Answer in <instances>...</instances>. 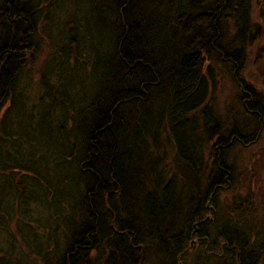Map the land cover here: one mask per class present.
Listing matches in <instances>:
<instances>
[{
  "label": "trees",
  "instance_id": "obj_1",
  "mask_svg": "<svg viewBox=\"0 0 264 264\" xmlns=\"http://www.w3.org/2000/svg\"><path fill=\"white\" fill-rule=\"evenodd\" d=\"M250 8L251 0H0V264L21 242L8 228L12 212L51 238L33 217L41 199L30 185L48 188L53 148L61 184L72 182L83 207L55 261L56 243L27 248L44 252L43 264H264V196L220 202L236 182L230 150L255 141L264 115L238 77L261 35ZM40 44L33 95L23 70ZM217 66L243 103L228 128L210 102ZM78 78L91 80L83 103L73 99ZM35 115L41 149L18 127Z\"/></svg>",
  "mask_w": 264,
  "mask_h": 264
},
{
  "label": "rangeland",
  "instance_id": "obj_2",
  "mask_svg": "<svg viewBox=\"0 0 264 264\" xmlns=\"http://www.w3.org/2000/svg\"><path fill=\"white\" fill-rule=\"evenodd\" d=\"M250 15L252 21L259 23L261 26V35L257 40L246 48V57L243 66L239 72V79H242L256 90L260 99L264 102V0H251ZM47 51V47L44 46L38 50L37 58L34 62L26 64L23 71L28 72V79L23 77V80L30 81V85L27 88V93L36 94L38 93L37 82L38 73L41 67V56ZM226 68L217 66L215 69L216 73V84L210 95V102L214 105L222 122L227 126H230L232 119L238 114H242L243 103L238 99L239 86L234 84L231 80V75L225 71ZM88 73L91 70L88 69ZM80 78L77 80V84L74 85L73 99L76 103L78 101L83 103L82 96L88 97L91 90V80L88 78L84 82L79 83ZM72 91V90H71ZM85 101V100H84ZM79 114H77V117ZM34 118L28 120V117L22 120L19 124L20 118L18 116L11 117V126L16 128L19 124V131L21 133L30 135L34 134L37 138V146L41 149V130L40 118L38 115L33 116ZM245 117V116H244ZM260 130L255 141L249 146L240 148L239 145L234 146L228 154V162L234 166L236 182L233 188L224 190L220 196V202L227 205L232 200L233 195H244L247 191L252 192L254 200H258L261 194L264 196V115L259 119ZM30 123L35 126L36 131H26L27 124ZM248 133V132H246ZM52 149V148H49ZM47 159L50 161L52 173L49 182H47V189L41 186L40 182H34L30 185L32 191L41 199V206L32 208L33 217L37 219L43 225H47L49 232H52L51 238L47 237L46 241L43 239L44 235L41 230H37L34 227H27L23 223L21 218L16 216L17 214L11 213V222L8 223V228L11 233L15 235V241H17V235L19 240L16 242L13 254L8 255L7 262L9 264H43V253L41 255L32 249H38L41 246V250H44L46 244L56 243L57 248H48L50 250V260L55 261L59 257L60 251L64 248L61 234L64 232L69 234L74 228L76 229L77 221L81 218L79 208L83 207L80 202V198L75 195L72 187V182L68 184H61V170H59L56 162H54V148L53 150L47 151ZM209 150H206L205 156L209 160ZM68 194V195H67ZM65 200V202H63ZM18 218V219H17ZM17 219V220H16ZM16 221V225H14ZM77 222V223H76ZM15 229L20 230L15 234ZM36 231V232H35ZM44 231V230H43ZM36 233L39 238H34L33 234ZM14 237V236H13ZM17 237V238H16ZM51 239V241H50ZM0 247H5L0 245ZM52 247V246H50ZM26 249V250H25ZM26 256V257H25Z\"/></svg>",
  "mask_w": 264,
  "mask_h": 264
}]
</instances>
